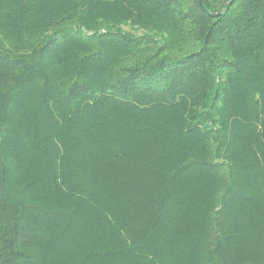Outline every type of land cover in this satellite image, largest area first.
<instances>
[{
	"label": "trees",
	"instance_id": "trees-1",
	"mask_svg": "<svg viewBox=\"0 0 264 264\" xmlns=\"http://www.w3.org/2000/svg\"><path fill=\"white\" fill-rule=\"evenodd\" d=\"M202 4L0 0V264H263L264 0Z\"/></svg>",
	"mask_w": 264,
	"mask_h": 264
},
{
	"label": "rangeland",
	"instance_id": "rangeland-1",
	"mask_svg": "<svg viewBox=\"0 0 264 264\" xmlns=\"http://www.w3.org/2000/svg\"><path fill=\"white\" fill-rule=\"evenodd\" d=\"M122 29H124V30H126V31H128V30H132V29H130L127 25H122ZM138 32V31H137ZM263 81V79L262 78H258V80H257V82H262ZM218 180H219V182H221L222 180H224L223 178H221V177H216ZM216 184H219L218 182H216ZM251 228V231H250V238H249V243H250V245L249 246H245L244 247V250L243 249H237V250H241V252L240 251H236L237 252V254H231L232 256L231 257H229L230 259L231 258H233V257H237L236 259H243V260H252V253H254V252H256L257 251V248L256 249H253L252 250V227H250ZM254 236H255V234H254ZM256 236H257V233H256ZM258 237V236H257ZM246 250V251H245ZM228 253H229V251H228ZM243 260L242 261H240L239 263H242L243 262ZM253 261H256V259H253ZM261 262L264 264V256L262 257V260H261Z\"/></svg>",
	"mask_w": 264,
	"mask_h": 264
},
{
	"label": "water",
	"instance_id": "water-1",
	"mask_svg": "<svg viewBox=\"0 0 264 264\" xmlns=\"http://www.w3.org/2000/svg\"><path fill=\"white\" fill-rule=\"evenodd\" d=\"M198 4H199V6L203 9L202 0H198ZM216 15H218V14H216Z\"/></svg>",
	"mask_w": 264,
	"mask_h": 264
}]
</instances>
